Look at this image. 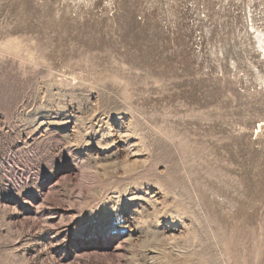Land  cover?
Returning <instances> with one entry per match:
<instances>
[{
    "label": "rangeland",
    "instance_id": "1",
    "mask_svg": "<svg viewBox=\"0 0 264 264\" xmlns=\"http://www.w3.org/2000/svg\"><path fill=\"white\" fill-rule=\"evenodd\" d=\"M259 32L264 0H0V264H264Z\"/></svg>",
    "mask_w": 264,
    "mask_h": 264
},
{
    "label": "bare ground",
    "instance_id": "2",
    "mask_svg": "<svg viewBox=\"0 0 264 264\" xmlns=\"http://www.w3.org/2000/svg\"><path fill=\"white\" fill-rule=\"evenodd\" d=\"M249 12V11H248ZM252 27V26H251ZM250 28V27H249ZM262 36L261 33H256V39H257V43H258V46L262 49V51L264 52V46H263V42H264V39H262ZM262 126H260L259 128H261Z\"/></svg>",
    "mask_w": 264,
    "mask_h": 264
}]
</instances>
